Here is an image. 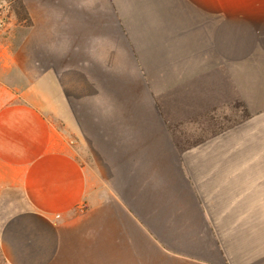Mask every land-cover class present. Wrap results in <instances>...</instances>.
<instances>
[{"label":"crops","instance_id":"1","mask_svg":"<svg viewBox=\"0 0 264 264\" xmlns=\"http://www.w3.org/2000/svg\"><path fill=\"white\" fill-rule=\"evenodd\" d=\"M3 2L6 264H264V0Z\"/></svg>","mask_w":264,"mask_h":264},{"label":"rangeland","instance_id":"2","mask_svg":"<svg viewBox=\"0 0 264 264\" xmlns=\"http://www.w3.org/2000/svg\"><path fill=\"white\" fill-rule=\"evenodd\" d=\"M0 12L4 15L5 17V23H6V17L9 16V9L6 8L3 0H0ZM237 116H240V114L238 113ZM228 117V116H227ZM232 118H227V120H225L223 117L220 118V120L217 121V123L219 122V125H224L226 124L227 122H232L235 120V118L233 116H231ZM177 133L179 132V135L181 134L182 135V132L184 133V129L182 128H177ZM186 132V131H185ZM181 143V142H179ZM183 145V144H182ZM185 145V144H184ZM0 264H6V262L4 261L2 255H1V252H0Z\"/></svg>","mask_w":264,"mask_h":264},{"label":"built area","instance_id":"3","mask_svg":"<svg viewBox=\"0 0 264 264\" xmlns=\"http://www.w3.org/2000/svg\"><path fill=\"white\" fill-rule=\"evenodd\" d=\"M5 25V17L4 15L0 12V32L4 28Z\"/></svg>","mask_w":264,"mask_h":264},{"label":"trees","instance_id":"4","mask_svg":"<svg viewBox=\"0 0 264 264\" xmlns=\"http://www.w3.org/2000/svg\"><path fill=\"white\" fill-rule=\"evenodd\" d=\"M182 144L184 145V143H175L176 147H178L179 149H181V147L183 146Z\"/></svg>","mask_w":264,"mask_h":264}]
</instances>
